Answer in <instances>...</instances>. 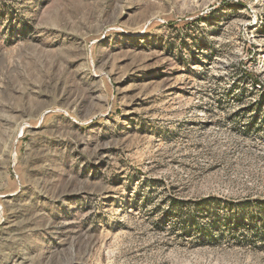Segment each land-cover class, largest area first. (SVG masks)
<instances>
[{
    "label": "rangeland",
    "instance_id": "rangeland-1",
    "mask_svg": "<svg viewBox=\"0 0 264 264\" xmlns=\"http://www.w3.org/2000/svg\"><path fill=\"white\" fill-rule=\"evenodd\" d=\"M0 264H264V0H0Z\"/></svg>",
    "mask_w": 264,
    "mask_h": 264
}]
</instances>
